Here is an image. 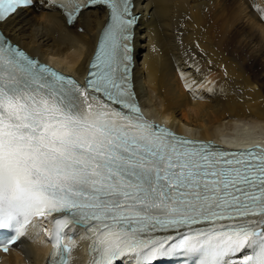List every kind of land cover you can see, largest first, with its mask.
Returning <instances> with one entry per match:
<instances>
[{"label": "snow or ice", "instance_id": "6c2138e0", "mask_svg": "<svg viewBox=\"0 0 264 264\" xmlns=\"http://www.w3.org/2000/svg\"><path fill=\"white\" fill-rule=\"evenodd\" d=\"M48 2L69 24L91 5L109 22L83 86L0 33V230L14 233L0 251L55 217L49 264H71L70 227L91 264H264V150L224 151L145 119L133 0ZM33 5L0 0V24Z\"/></svg>", "mask_w": 264, "mask_h": 264}, {"label": "bare ground", "instance_id": "6f19581e", "mask_svg": "<svg viewBox=\"0 0 264 264\" xmlns=\"http://www.w3.org/2000/svg\"><path fill=\"white\" fill-rule=\"evenodd\" d=\"M134 6L140 17L133 84L145 116L195 139L264 148V0H134ZM107 18L97 7L68 25L59 12L36 5L0 27L39 61L82 79ZM33 240L0 253L1 264H41L49 248L40 231ZM79 241L71 264L82 262Z\"/></svg>", "mask_w": 264, "mask_h": 264}]
</instances>
